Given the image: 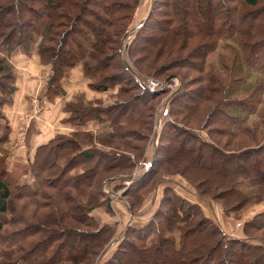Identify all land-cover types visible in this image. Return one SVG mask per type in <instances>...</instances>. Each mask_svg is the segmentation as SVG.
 Returning <instances> with one entry per match:
<instances>
[{
	"label": "trees",
	"instance_id": "obj_1",
	"mask_svg": "<svg viewBox=\"0 0 264 264\" xmlns=\"http://www.w3.org/2000/svg\"><path fill=\"white\" fill-rule=\"evenodd\" d=\"M137 3L0 0V46L25 50L38 42L39 61L50 67L48 99L65 92L62 78L76 64L94 90L119 85L107 103L76 92L62 120L78 127L9 165L4 107L17 85L0 54V264H264V207L243 221L242 237L166 184L150 216L119 233L115 222L93 214L109 209L108 192L130 175L149 135L161 90L145 87L134 71L174 73L179 85L153 157L122 193L133 215L170 175L197 197L218 201L224 214L264 198V0H152L127 59L120 40ZM92 123L105 125L95 131ZM206 169L218 179L215 187L195 173Z\"/></svg>",
	"mask_w": 264,
	"mask_h": 264
},
{
	"label": "rangeland",
	"instance_id": "obj_2",
	"mask_svg": "<svg viewBox=\"0 0 264 264\" xmlns=\"http://www.w3.org/2000/svg\"><path fill=\"white\" fill-rule=\"evenodd\" d=\"M151 2H152V0H138V3L136 4L127 24L125 25V28L123 30V35H122L121 40H120V54L123 58L128 59L129 45L135 36V33L137 31V28L139 26L140 21H142L145 18V16L147 15L149 8L151 6ZM37 44H38L37 41L35 43H29V45L26 47L25 50H21L20 48L12 49L10 47V45H8V44L2 45V46H0V54L5 56L8 61H9V59H8L7 55L4 53V51H6L8 48L10 49L11 52L20 51L22 53L23 52L25 53L28 51V52H31L32 54L35 53L37 55V53L35 52V47L37 46ZM37 57H38V55H37ZM38 62L48 68V75H49V68H50L49 65L41 63L39 61V57H38ZM10 64L14 68L15 78H16L15 67L12 63H10ZM43 69H45V68H42L41 71H45ZM73 70L76 74L75 75L76 78H74V81L72 79H71V81H69L70 80V73L69 72H73ZM79 72L81 73L84 82L79 81L78 76H77V74L79 75ZM48 75H47L46 79H48ZM71 75H72V73H71ZM167 75H170V76L168 78H166ZM167 75L163 78H160V77H157V76H154L151 74L141 73L139 71H134V74H133V76L136 80H137V78H139V79H141V78L142 79L155 78L158 81H163L165 79H169L170 83L172 84L173 82L175 83V81H174V79H175L176 80V86L173 89L172 88L173 86H168V84H166V85H163L161 87L157 86L158 88L155 87L154 89H150L153 91L161 90V93L158 94L156 101L154 103V106L152 108V122H151V126H150L149 135H148V138L146 140V143H145V146L143 149V153H142L140 159L135 163L133 168L130 170V175L121 181L122 185L115 190H111L110 192H108V195H107V205H108L110 211H112V213L114 212L113 221H109V222H111V223L115 222L116 223V232H117V230L122 228L124 222L120 216L121 213L119 211H116V213H115V211H113V209L115 208L114 198L122 197V193L125 190V188L130 183H132V181L135 180L142 171H144V169H145L144 163L153 157L154 152L151 151V147L154 148V145L157 143V138L159 136L160 129L163 125V121L165 120L164 113H165V110L168 106L169 97L173 94L174 90L179 85V77L176 74L169 73ZM191 75H193V74H191ZM67 76H69L67 78L68 80L65 79ZM171 76H173V78H171ZM15 82H16V80H15ZM70 82H71V84H70ZM76 82H77L76 87H78L79 89L83 87L81 91H84L85 94H86V91L87 92L91 91V93H93L92 96H88V97H90L94 100H98L99 102H102V103L110 102L113 99V97L116 95V93L119 89L118 84H116L115 86L110 87L106 90H94L93 88H90L87 84L88 77L83 74V70H82L80 64H76L72 68H70L68 73L64 76V78H62L61 85H62V88L65 90V89H70V87H74V84ZM141 84H143V83H141ZM45 86H46V81L44 83L43 89H46ZM134 92H137V90L132 88V90H130V93H134ZM44 95H45V90H44ZM34 97H37V95ZM93 97H96V99ZM53 99H49V100H53ZM40 104H43V107H44V101H42V103H40ZM43 107L40 106L39 110L41 111ZM39 110L37 111V113L40 114ZM26 113H28V112H26ZM37 113L35 116L32 117V119L37 117V115H38ZM23 114L21 115V119H22L23 124L25 126H27V125H29L31 120H29V122L27 123ZM166 118H167V116H166ZM215 118H219L220 120L221 119L224 120V118L219 117V116H216ZM100 125L102 127H104L105 123H100ZM101 128L99 129V131L101 130ZM202 134H204V133H202ZM213 136H214V138H216L215 135H213ZM118 150H121V149L119 148ZM186 157H189V155L188 156L186 155L185 158ZM182 158H184V157H182ZM186 159H183L182 161H185ZM196 166H197L196 164L191 165L188 168V170L193 172L194 169L196 168ZM195 173H198L199 174L198 176L204 177L207 180L209 179L211 182H213V185H214L213 187L216 186V182H218L217 181L218 179L216 178L215 175L212 174V170H210V169H206V170H202V171L199 170V171H195ZM213 173H217V172L213 171ZM164 178H166L167 180H165ZM165 184L172 187L174 190H176L181 195H183L187 198H190L194 201H197L200 204L202 211L206 215H208L210 218H212L213 221L216 222L223 229V231L229 235L242 237L243 235H242L241 227H242L243 221L246 220L247 218H249L255 210H258L259 208L264 207V198H263L259 202L243 206L242 208H240L236 212H230L228 214H224L221 210V206L219 205V203H217L218 201H213L211 199H205V198L197 197L193 193L192 187L188 183H186V181L182 180L178 176L170 175L167 177L163 176L162 181H159L157 183L156 187L154 188V190H152L150 193L147 194V196L145 197V200H144L145 203L141 207L142 212H144V210L146 209V211L149 213V216H150L152 211L155 209L157 202H156V204H154L153 206L148 208L149 201H151V200L155 201L158 198V196L161 192V188ZM105 188L107 189V187H105ZM219 201L221 202V200H219ZM109 209L106 208V211H108ZM151 255L152 254L149 252L148 257H151Z\"/></svg>",
	"mask_w": 264,
	"mask_h": 264
},
{
	"label": "crops",
	"instance_id": "obj_3",
	"mask_svg": "<svg viewBox=\"0 0 264 264\" xmlns=\"http://www.w3.org/2000/svg\"><path fill=\"white\" fill-rule=\"evenodd\" d=\"M4 53L7 55L10 63L15 67L17 85L12 103L4 107V113L11 127L9 140L6 142V147L9 150L7 162L11 165L15 161H28V159L32 158L35 147L39 143L48 140L56 132H66L78 127L77 125H72L70 122L63 121L62 118L67 115V111L64 110L65 102L75 100V93L81 91L83 87L80 89L76 87V82L74 87L65 89L63 94H59L53 100H49L44 95L45 89H43L48 75V68L38 62L37 55L28 51L25 53L20 51L11 52L9 48ZM42 68H45L43 69L45 71H41ZM69 73V81L71 79L74 81V78H76L74 70ZM77 76L80 82H84L80 72ZM92 94L91 91H86L87 97L92 96ZM36 95L37 97H34ZM35 98L38 99L37 101L39 103L44 101V107L41 104L43 108L41 111L39 110L40 114L37 113V117L31 119L29 125L25 126L22 122L21 115L31 109ZM90 126L95 131H99L102 127L100 123H92ZM151 151L153 152V147H151ZM156 200H151L148 208L156 204ZM114 206L113 211L115 213L116 211L121 213L120 216L124 222L122 228L128 223L140 224L149 217L146 209L139 215H133L127 209L121 197L114 198ZM93 214L100 222L113 221L114 212L112 213L110 210L106 211L104 206L94 208ZM122 228L117 230V232L119 233ZM110 249L111 247L104 253V256L109 253Z\"/></svg>",
	"mask_w": 264,
	"mask_h": 264
},
{
	"label": "built area",
	"instance_id": "obj_4",
	"mask_svg": "<svg viewBox=\"0 0 264 264\" xmlns=\"http://www.w3.org/2000/svg\"><path fill=\"white\" fill-rule=\"evenodd\" d=\"M171 78H173V76H171ZM137 80H138V82L143 83V85H145L149 89H154L157 86L161 87V86L166 85V84H168V86H173L172 87L173 89L176 86V80L175 79H174L175 83L173 82L172 84L170 83L169 79H165L163 81H158L155 78H147V79H142V78L139 79V78H137ZM37 100L38 99L35 98L34 99V104L32 105L31 109L28 111V113H24L23 114V116H24L25 120L27 121V123L29 122V120L32 119L33 116L36 115L37 111L39 110V108L41 106V104Z\"/></svg>",
	"mask_w": 264,
	"mask_h": 264
},
{
	"label": "water",
	"instance_id": "obj_5",
	"mask_svg": "<svg viewBox=\"0 0 264 264\" xmlns=\"http://www.w3.org/2000/svg\"><path fill=\"white\" fill-rule=\"evenodd\" d=\"M170 75H167L166 78H168Z\"/></svg>",
	"mask_w": 264,
	"mask_h": 264
}]
</instances>
